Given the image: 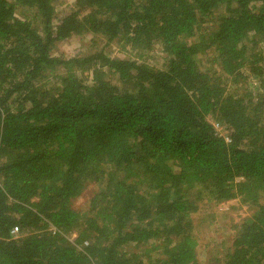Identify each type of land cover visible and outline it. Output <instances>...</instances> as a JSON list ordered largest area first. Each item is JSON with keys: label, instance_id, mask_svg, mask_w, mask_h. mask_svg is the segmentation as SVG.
Returning a JSON list of instances; mask_svg holds the SVG:
<instances>
[{"label": "trees", "instance_id": "obj_1", "mask_svg": "<svg viewBox=\"0 0 264 264\" xmlns=\"http://www.w3.org/2000/svg\"><path fill=\"white\" fill-rule=\"evenodd\" d=\"M204 198L254 209L211 264H264V0H0V264H200Z\"/></svg>", "mask_w": 264, "mask_h": 264}, {"label": "rangeland", "instance_id": "obj_2", "mask_svg": "<svg viewBox=\"0 0 264 264\" xmlns=\"http://www.w3.org/2000/svg\"><path fill=\"white\" fill-rule=\"evenodd\" d=\"M74 4V0H56V11L58 16L68 14ZM104 41L100 38H94L87 35L82 38L73 36L67 40L59 42L54 48L56 56H74L93 52L102 48ZM105 51L114 57L137 59L136 54L126 51L117 42L108 45ZM159 45H155L154 50L143 60L155 68L163 67L165 58ZM201 67L204 70H218L212 67L206 54L200 56ZM85 78L91 80L90 72L84 73ZM90 76V78H88ZM213 125L219 134L227 136L222 125L218 124L212 118ZM98 189L96 184L89 183L84 192L73 201V206L83 210L87 208L92 194ZM253 208L243 204L240 198H236L227 202L216 204L202 199L199 202L197 211L193 214L194 232L198 240L197 254L200 264H211L216 258L222 257L227 248L231 246L236 233V226L244 219L250 217ZM76 234L71 236L74 240Z\"/></svg>", "mask_w": 264, "mask_h": 264}, {"label": "built area", "instance_id": "obj_3", "mask_svg": "<svg viewBox=\"0 0 264 264\" xmlns=\"http://www.w3.org/2000/svg\"><path fill=\"white\" fill-rule=\"evenodd\" d=\"M226 138H227V137H226ZM227 139H228V138H227ZM13 233H14V234H16V233H17V231H16V230H13Z\"/></svg>", "mask_w": 264, "mask_h": 264}]
</instances>
